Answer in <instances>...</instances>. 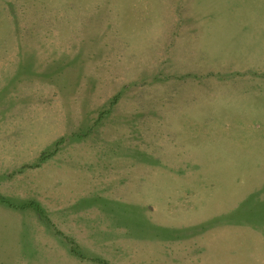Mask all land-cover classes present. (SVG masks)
<instances>
[{"label": "rangeland", "instance_id": "obj_1", "mask_svg": "<svg viewBox=\"0 0 264 264\" xmlns=\"http://www.w3.org/2000/svg\"><path fill=\"white\" fill-rule=\"evenodd\" d=\"M0 264H264V0H0Z\"/></svg>", "mask_w": 264, "mask_h": 264}]
</instances>
